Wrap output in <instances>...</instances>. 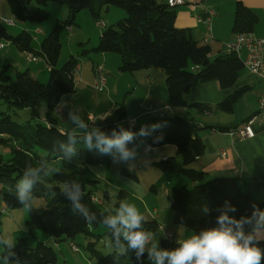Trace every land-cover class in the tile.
I'll use <instances>...</instances> for the list:
<instances>
[{"label": "trees", "instance_id": "1", "mask_svg": "<svg viewBox=\"0 0 264 264\" xmlns=\"http://www.w3.org/2000/svg\"><path fill=\"white\" fill-rule=\"evenodd\" d=\"M8 0L9 7L15 18L25 22L40 23L49 18V13L43 8L49 2L67 5L69 16L43 39L39 49L32 46L33 35L29 31H22L11 35L4 24L0 23V41L6 39L13 43L23 53H35L47 64L50 71L48 83L41 82L27 69L18 71L15 76L8 74L9 66L0 70V100L9 107L27 109L30 118L23 123L17 122L8 114L0 117V147L9 149L10 157L5 159L0 148V236H2V209L22 207L15 198V186L29 164L47 163L59 166L62 175L45 179L34 189L35 199H44V206H34L29 212L26 225L33 234L37 230H45L56 240H74L78 234L96 237L90 241L87 250L96 264H139L134 253L119 255L114 239L107 229L103 233H95L92 228L103 224L86 223L78 214L73 213L70 201L60 192L64 181L79 180L84 188V203L97 213L111 214L102 199L93 200L96 195L93 188H88L82 181L84 169L87 166L110 163L111 156L101 155L95 149L88 150L83 140L78 139L76 155L71 161L62 160L60 141L67 143L70 132L62 130L55 116V111L61 104L62 98L75 91V74L79 60L72 55L62 66H58L61 56L60 30L75 22L78 13L89 9L94 17H100L102 8L118 6L125 11V17L116 23L106 25L99 43L92 49L99 53H117L121 56L120 72H134L136 70L155 67L166 73V84L169 102L173 106L201 107L200 103H188L186 94L198 84L218 81L221 87H231L238 76L245 69L242 57L236 53H225L211 58V48L208 44L198 41L191 28H180L176 25V10L170 8L164 0ZM36 3L37 7H32ZM257 16L244 4L236 7L233 30L238 32H252ZM248 89L236 90L217 104L223 111H232L234 103ZM48 104L46 115L40 114L41 99ZM120 119H125L122 109ZM120 124H108L101 128L111 134L113 128ZM125 128L130 125L123 124ZM132 130L138 132L142 126L155 130L148 136L137 138L139 146L160 147L174 144L177 147L175 156L157 162L166 171H177L188 176L193 185L174 187L168 194V201L173 211L175 223L182 224L195 232L205 227L215 226L217 209L229 201L235 205L237 211L233 213L237 218L250 215L252 205L261 209L264 202L254 201L242 188L237 177L217 176L201 182V172L189 167L194 160L205 151V143L198 134V126L193 118L187 114L172 117L153 116L145 124H134ZM131 147V145H130ZM96 183L97 180H89ZM51 183L52 190L45 187ZM126 195V193H121ZM109 197V192L104 191ZM100 198V197H99ZM207 207L208 214L203 212ZM114 212V211H113ZM146 230L160 232V224L156 219L147 220ZM104 226V225H103ZM104 235L109 237V245L113 250L107 255L97 249V241ZM180 241L173 238L161 237L160 246L173 248ZM264 248V241L260 242ZM15 251L20 260L26 264H56L55 249L43 241L30 247L25 238H19ZM147 253H145V256ZM144 264H148L145 260Z\"/></svg>", "mask_w": 264, "mask_h": 264}, {"label": "crops", "instance_id": "2", "mask_svg": "<svg viewBox=\"0 0 264 264\" xmlns=\"http://www.w3.org/2000/svg\"><path fill=\"white\" fill-rule=\"evenodd\" d=\"M239 3L244 4L257 16L253 34L264 37V0H186L184 4L175 8L176 25L180 28H191L198 41L210 46L211 58L214 59L225 54L228 44L236 37L237 33L233 30V24ZM111 7H108L107 11H110ZM210 11H213V15H211L209 28L205 21L210 16ZM122 15L125 16V12L118 11L115 16ZM206 36L212 37L209 42L206 41ZM110 53L97 54V64L102 66L108 97H111L112 92H122L120 79L126 82L121 86L122 88L126 86L127 90L124 99L121 103L112 101L108 106L101 99H94L91 102L90 96H86L85 93L81 103L76 100V97L83 93L79 94L77 87L80 85H75L73 93H76V96L72 95L74 98H68L73 93L65 95L57 108L59 111H55L58 126L62 130L72 132L71 122L67 120V111L72 108L78 109L81 116L88 122H90V116L95 117V125L100 129L111 123L128 124V119L134 120L135 124H145L153 116L172 117L187 114L197 124L198 134L205 143L204 153L189 166L201 172V182L217 176L237 177L242 188L254 201L264 202V124L256 127V135L253 138L232 140L226 132L227 128L241 125L258 110L259 100L264 91L262 78L245 68L231 87H221L218 81L195 85L186 94V100L188 103H200L201 107H177L169 102L166 73L162 69L150 67L123 73L119 71L121 56ZM246 54L244 50L242 58H245ZM113 62L114 65L111 66ZM45 65L47 66L46 63ZM30 71L34 73L32 69ZM117 74L118 76H115ZM244 87L248 89L234 103L232 111H223L218 108L219 102ZM65 98L68 99L63 102ZM81 104H84V108L80 111ZM152 104L156 107L169 105V108L163 115H158L150 110ZM93 107L98 110L96 115L91 112ZM120 109L125 113V119H120ZM168 147L169 152H172L169 153L171 156L173 151L177 154L176 145L171 144ZM160 148L154 147L155 150ZM222 150L225 154H222ZM161 156L166 158L164 155ZM184 184L193 185L194 181L187 178Z\"/></svg>", "mask_w": 264, "mask_h": 264}, {"label": "rangeland", "instance_id": "3", "mask_svg": "<svg viewBox=\"0 0 264 264\" xmlns=\"http://www.w3.org/2000/svg\"><path fill=\"white\" fill-rule=\"evenodd\" d=\"M95 5L98 7L101 5L99 0L95 2ZM37 6L36 3H32V7ZM43 8L49 13L47 20L40 23L25 22L13 16L8 0H0V23L5 25L11 35H17L24 30L29 31L33 35L32 46L35 49H39L43 39L60 23L59 21H65L69 16L68 7L64 4L49 2ZM118 11L125 12L118 6H112L111 10L107 11V7L104 6L100 17L97 19L89 9H83L78 13L71 27L65 26L60 30L62 49L58 66H62L72 55L79 60L80 68L75 74V82L76 86L80 85L77 87L79 94L83 93L76 97V100L81 103V98L86 93V96H90L91 102L94 99H101L109 106L112 101L121 103L124 99V94L127 92L126 86L124 88L121 87L126 83L123 79L119 80L120 88L123 89L121 90L122 92H112L111 97H108L107 87L103 90H97L92 86L93 77L99 78L100 75L98 66L100 64H97L96 56L97 54H101L92 48L98 45L101 33L106 25L114 24L119 19L125 17L124 15L116 17L115 15ZM8 18L15 23L5 22L4 19L8 20ZM100 22H104L105 24L102 25ZM38 28H40L39 31ZM0 42L4 44L3 47H0V70L8 65V74L15 76L18 71H25L30 68L34 72L32 73L34 77L45 84L49 82L50 71L45 65V61L30 62L26 54L24 55L13 43L6 39H2ZM112 65H114V62ZM115 76H118V74ZM111 80H109L110 83ZM75 94L69 95L70 97L68 98H74L72 95L76 96ZM68 98L63 99V102L67 101ZM138 99H140V96H138ZM83 105L81 104L80 111L84 108ZM48 110L47 100L45 98L41 99L40 114L44 116ZM96 111H98L96 108H91V112L95 115ZM2 114H8L13 120L20 123L30 118L27 109L9 107L0 100V117ZM170 145L160 146L161 148L155 147V149L160 148L158 150L152 147L154 150L150 148L147 152L144 151V145L139 146L138 158L134 162H131V164H117L112 160L110 163L87 166L82 175V181L87 184L88 188L94 189L95 194L103 200L104 205L109 210L115 211L120 202L127 201L134 203L145 216L146 220L157 219L160 222V232L151 233L155 239L159 240V244L161 237H165V233L169 231L174 233L173 239L180 242L195 234L192 229L174 222L173 211L168 201L169 191L174 187L185 185L184 183L188 176L177 171L163 170L156 164L171 156L172 152H169L168 147ZM0 148L4 158L9 159V149L6 147ZM175 152L173 151V156L176 155ZM161 155L166 156V158H163ZM89 180H97V182L94 184L90 183ZM105 190L109 192V197L104 196ZM122 192L126 193V195H121ZM34 204L35 206H44L45 200L36 199ZM28 217L29 212L23 206L3 212L2 236L5 238H15L17 244L18 239L23 237L30 247L35 246L39 241L45 242L55 249L57 254L56 264H96L95 260L91 259L90 253L87 250L88 243L96 241V237L78 234L72 241L56 240L47 231L41 229L32 234L26 225ZM92 230L95 233H103L107 228L101 225L97 228H92ZM71 242L78 245V252L72 248ZM97 249L105 255L113 250L109 245V237L107 235H104V237L97 241Z\"/></svg>", "mask_w": 264, "mask_h": 264}, {"label": "clouds", "instance_id": "4", "mask_svg": "<svg viewBox=\"0 0 264 264\" xmlns=\"http://www.w3.org/2000/svg\"><path fill=\"white\" fill-rule=\"evenodd\" d=\"M67 120L71 122L72 132L67 136V143H59L61 158L68 161L76 155V144L80 139L88 150L95 149L101 155H109L114 163L131 164L139 155L137 138L148 136L155 130V126L151 129L142 126L134 132L132 125L125 128L120 124L107 134L95 125V121H86L74 108L67 111ZM57 175H62L59 166L29 163L15 186L17 202L31 211L35 206L37 184ZM45 187L52 190L51 183ZM60 192L70 201L73 213L86 223H101L110 230L118 256L134 253L139 264H144L145 260L148 264H264V248L260 246L264 241V209L256 204L252 205L250 215L237 218L233 215L236 206L225 201L217 209L215 226L195 232L176 247L165 248L146 230L148 221L134 203L122 201L114 212L100 213L102 219H98L97 213L83 202L85 192L79 180L64 181ZM209 211L207 207L203 209L205 214ZM16 244L15 238L0 236V264H26L18 258Z\"/></svg>", "mask_w": 264, "mask_h": 264}, {"label": "built area", "instance_id": "5", "mask_svg": "<svg viewBox=\"0 0 264 264\" xmlns=\"http://www.w3.org/2000/svg\"><path fill=\"white\" fill-rule=\"evenodd\" d=\"M167 2L170 8H176L186 2V0H164ZM211 15H213V11H210V16L206 19V24L210 28L211 24ZM11 24L15 22L11 19ZM101 23V22H100ZM103 25V23H101ZM211 36H206V41L209 42L211 40ZM246 50L247 54L243 59L245 68L249 71L255 73L260 78L264 80V37H257L253 34V32H238L233 41H231L227 46V52H234L238 56L242 57L243 51ZM101 71V78H94L93 88L97 90H103L105 87V75L102 72V66L98 65ZM169 108V105L163 107H156L155 105H150V110L157 113L158 115H163L164 112ZM95 121V117L90 116V122ZM129 125H134L135 122L132 119H128ZM264 124V91L261 94L259 100V108L256 112L252 113L241 125L232 126L227 128V134L232 138V140H243L247 138H253L256 135V127ZM151 146L144 151L147 152L150 150ZM222 154H225V151H221ZM93 200L96 202H100V198L97 195L93 196ZM173 238V233L169 231V237ZM72 248L78 252V245L75 243L71 244Z\"/></svg>", "mask_w": 264, "mask_h": 264}, {"label": "bare ground", "instance_id": "6", "mask_svg": "<svg viewBox=\"0 0 264 264\" xmlns=\"http://www.w3.org/2000/svg\"><path fill=\"white\" fill-rule=\"evenodd\" d=\"M4 21H8L7 19H4ZM8 22H11V21H8ZM4 44L0 42V47H3ZM26 57L27 59L31 62V61H41L43 60V57H39L37 55H35V53H26ZM100 72V75H99V78H101V71L99 70ZM98 197V196H97ZM6 208L2 209V212H6ZM165 237H169V232L165 233Z\"/></svg>", "mask_w": 264, "mask_h": 264}]
</instances>
